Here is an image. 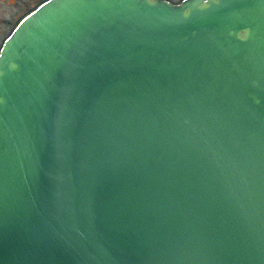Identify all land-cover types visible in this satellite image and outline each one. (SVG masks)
Wrapping results in <instances>:
<instances>
[{
	"label": "water",
	"instance_id": "95a60500",
	"mask_svg": "<svg viewBox=\"0 0 264 264\" xmlns=\"http://www.w3.org/2000/svg\"><path fill=\"white\" fill-rule=\"evenodd\" d=\"M0 264H264V0H43L0 45Z\"/></svg>",
	"mask_w": 264,
	"mask_h": 264
},
{
	"label": "rangeland",
	"instance_id": "374dc122",
	"mask_svg": "<svg viewBox=\"0 0 264 264\" xmlns=\"http://www.w3.org/2000/svg\"><path fill=\"white\" fill-rule=\"evenodd\" d=\"M27 1L28 4L25 5L24 2ZM35 1L36 0H0V42L4 35L12 28L16 20L21 17Z\"/></svg>",
	"mask_w": 264,
	"mask_h": 264
},
{
	"label": "flooded vegetation",
	"instance_id": "af4514ba",
	"mask_svg": "<svg viewBox=\"0 0 264 264\" xmlns=\"http://www.w3.org/2000/svg\"><path fill=\"white\" fill-rule=\"evenodd\" d=\"M29 1H31V0H29ZM43 0H36L35 2H34V4H32V5H30L28 8L29 9H27L26 11H25V13L24 14H26L27 12H29L31 9H33V8H35L39 3H41ZM170 1H173V2H178V1H180V0H178V1H174V0H170ZM24 4L25 5H27L28 4V1L27 2H24ZM23 14V15H24ZM22 15V16H23ZM21 16V17H22ZM21 17H19L17 20H16V22L21 18ZM16 22L12 25V28L14 27V25L16 24ZM11 28V29H12ZM11 29L4 35V37L1 39V42H0V45H1V43H2V41L4 40V38L9 34V32L11 31Z\"/></svg>",
	"mask_w": 264,
	"mask_h": 264
}]
</instances>
